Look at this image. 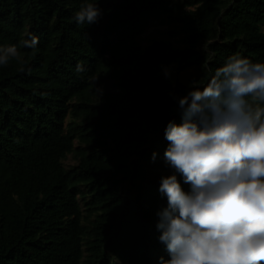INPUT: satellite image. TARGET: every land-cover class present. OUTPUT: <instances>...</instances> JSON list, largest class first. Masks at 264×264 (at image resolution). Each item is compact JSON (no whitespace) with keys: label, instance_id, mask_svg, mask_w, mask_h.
I'll list each match as a JSON object with an SVG mask.
<instances>
[{"label":"trees","instance_id":"16d2710c","mask_svg":"<svg viewBox=\"0 0 264 264\" xmlns=\"http://www.w3.org/2000/svg\"><path fill=\"white\" fill-rule=\"evenodd\" d=\"M96 2L0 0V47L23 54L0 67V264L169 259L156 214L178 100L233 55L264 63V0H98V22L78 25ZM156 23L168 38L143 47ZM173 65L195 72L173 82Z\"/></svg>","mask_w":264,"mask_h":264},{"label":"clouds","instance_id":"9594fccd","mask_svg":"<svg viewBox=\"0 0 264 264\" xmlns=\"http://www.w3.org/2000/svg\"><path fill=\"white\" fill-rule=\"evenodd\" d=\"M101 16L97 0L74 20L93 24ZM38 44L28 34L19 47ZM22 56L17 45L0 47V67ZM193 85L178 100L181 123L165 128L164 157L174 174L160 180L167 206L156 227L169 259L158 264H264V63L236 54L206 86Z\"/></svg>","mask_w":264,"mask_h":264},{"label":"rangeland","instance_id":"374dc122","mask_svg":"<svg viewBox=\"0 0 264 264\" xmlns=\"http://www.w3.org/2000/svg\"><path fill=\"white\" fill-rule=\"evenodd\" d=\"M171 28L168 26L161 25L159 23L154 24L152 27H150L143 36L139 39V44L142 45L143 47L149 45L152 41L154 40H159V39H167V33ZM181 37H178L173 40V42L177 45H179ZM167 70L170 72L171 79L173 82H186L191 74H193L195 71L194 69H189L186 71H179L177 69V66L173 65L167 68ZM75 160L70 155L68 159L64 162L66 166H70L75 164ZM118 264H120L118 262Z\"/></svg>","mask_w":264,"mask_h":264}]
</instances>
